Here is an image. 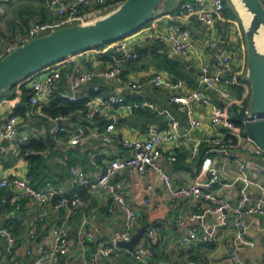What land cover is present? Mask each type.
Listing matches in <instances>:
<instances>
[{
  "label": "crops",
  "instance_id": "crops-1",
  "mask_svg": "<svg viewBox=\"0 0 264 264\" xmlns=\"http://www.w3.org/2000/svg\"><path fill=\"white\" fill-rule=\"evenodd\" d=\"M114 1L108 0V4L100 8L103 11L94 16L114 8L116 6ZM178 1L181 0H163L145 29H163L169 22L187 27L196 42V49L189 57L183 58L177 55L169 43L161 39L132 40L127 50L137 53L138 57L125 64L119 77H105L102 72L109 67V55L114 53L111 43L108 42L101 47L77 51L66 57V61H61L62 77L55 92L64 96L72 91L68 74L73 65L81 64L85 67H93L98 73L74 91L78 98L87 99L92 97L91 92L102 90V94L122 95L125 102L147 100L152 102L157 109L166 108L179 121L177 139L163 146L164 152L173 153L176 159L173 162L159 161V165L168 172L172 182L175 185H183L192 180L200 167L201 158L191 157V147L195 142H199L202 155H211L216 159L218 182L215 183L214 188H219L226 196L236 199L238 189L241 187L239 182L229 186L220 185V183L231 181L229 176L233 165L227 167L226 158L254 162L258 166L257 173L263 184L264 171L261 166L264 161H255L241 151H224L214 148L206 139L221 133L222 129L211 124L206 118H202L201 126L192 128L185 113L179 109L177 104L171 102L170 95L174 92L182 93L191 89H199L210 100L225 104V99L218 92L220 85L207 87L199 81L200 64L203 62L211 64L212 62L203 45L209 36V31L194 14L179 16ZM46 13L47 10L41 0H9L4 4L3 12L0 15V43L10 33L28 27L36 15L45 18ZM89 13L91 12H88L87 15ZM94 16L89 15L88 17ZM234 29L236 28L230 19L224 16V12L215 20L214 36L226 40V43L223 46H218L216 50L220 53L228 52L237 62L239 60L243 63L242 57H240L242 54L241 41L233 34ZM106 51H108V55L104 58L102 53ZM157 71H162L172 79H182L184 86L180 91H172L167 87L149 83L138 88L128 85V82L142 81L147 75ZM245 87L248 88L250 94L248 81H245ZM49 101L50 99L46 100L42 107L48 105ZM77 110L68 113L69 118L64 121L65 124L68 126L77 124L90 126L98 123L104 126L110 121L109 118H90L85 113V115L78 113ZM11 111V102L7 99L0 100V122L6 119ZM111 111L117 116L114 132L111 133L112 140L105 142L93 139L85 146L67 143L62 135L49 133L48 123L43 117L34 114L31 116L21 115L19 131L32 134V139H35L37 144L36 148L31 147L26 150V153L34 154L35 158L32 161L26 159L25 154H21L20 147L22 145L4 143L0 152V170L5 173L32 174L34 176L32 183L38 187L44 179H49L69 195H78L82 198L83 205L68 217H65V211L62 209L57 213H51L47 211L46 204L26 199L20 200L21 208L16 209L14 205L17 197L16 192L12 189L1 191L0 228H6L16 236L17 240L14 246L19 248L15 253V250L8 246L6 239L0 238L2 261L6 257L8 260H13L14 264L31 263L34 254H23L21 246L23 243V247L26 245L23 240L27 235L29 221L40 212L46 213L39 222L34 239L27 241V245L32 246L38 241L47 243L51 227L64 220L68 233V250L56 264H81L84 259L90 258L98 247L108 244L111 233L122 226L123 214L110 196L102 189L88 190L74 186L70 180L68 167L77 165L87 174L96 175L100 169L105 167L111 157L125 153L120 145L122 135L141 138L144 136L145 129L150 125L158 129L166 128L170 118L166 114L158 113L147 107L137 108L132 113H127L124 109L115 111L111 109ZM102 120L104 122H101ZM92 153H97L96 162L99 167H95L91 163L90 155ZM112 179L121 184L127 202L140 213L138 228L148 221H150L148 227H156L154 234L145 235L144 232L139 240V242H146L156 250L152 264H189V260L195 261V264H207L209 261H213L215 264H238V261L244 264H264V230L259 229L256 225L252 224L249 230V238L253 241V245L245 250H236V257H234L232 255L234 247L226 244L222 238L226 228L233 226L232 216H228L227 211L218 210L215 205L203 199L170 200L163 193L156 175L145 179L142 174L136 171L123 169L116 172ZM246 190L250 197H259L253 188ZM109 206H112L111 212L107 211ZM223 214L227 216L226 224L221 220ZM179 218L184 220L183 224L178 222ZM82 219L87 220V227L91 233L83 247L76 239L77 228ZM188 225H195L205 234L221 236V238L216 242L200 243L189 255L184 256L181 236L185 231V226ZM131 250L119 246L116 254L99 257L97 264H137L131 256Z\"/></svg>",
  "mask_w": 264,
  "mask_h": 264
},
{
  "label": "built area",
  "instance_id": "built-area-1",
  "mask_svg": "<svg viewBox=\"0 0 264 264\" xmlns=\"http://www.w3.org/2000/svg\"><path fill=\"white\" fill-rule=\"evenodd\" d=\"M8 1L0 0V15L3 12L4 4ZM41 1L47 10L46 17L41 18L36 15L28 27L7 35L0 43V59L36 37L67 25L90 21L95 16L86 17L88 12L108 4V0ZM261 2L264 5V0H261ZM223 10V0H181L177 4L179 16L192 13L209 31V36L203 45L212 62L211 64L207 62L200 64L199 81L207 87L220 85L218 92L225 99V104L210 100L199 89H191L182 93L174 92L170 95V100L185 113L192 128L201 126L202 118H206L211 124L222 129L221 133L206 139L214 148L224 151H241L248 157L264 161L262 148L256 144L251 135L243 131L242 125L235 124L230 113L233 106L243 107L242 101L235 97L230 88L237 83L238 77H242L244 81H247V67L243 64L244 62L241 63L239 60L237 62L230 53H220L216 50L218 46H223L226 43L224 38L214 36L215 20L222 15ZM155 39H161L169 43L173 52L183 58L189 57L196 49L195 39L187 27L169 22L163 29L142 28L133 32V34L110 42L114 53L109 55V67L102 72V75L105 77H119L125 64L138 57L137 53L127 50L132 40L152 41ZM66 59L65 57L58 60L53 66L47 65L39 69L38 74L35 75L34 73L27 84L29 92L25 114L43 117L48 123L49 133L62 135L67 143L85 146L93 139H100L105 142L112 140L111 133L114 132L117 116L111 109L114 111L124 109L127 113H132L137 108L147 107L156 110L158 113L166 114L170 118L166 128L158 129L150 125L145 129L144 136L141 138L122 135L120 145L125 153L111 157L105 167L100 169L96 175L87 174L85 170L77 165L68 167L70 180L74 186L88 190H104L123 214L122 226L111 233L108 244L98 247L93 255L88 259H84L81 264H97L99 257L116 254L119 250L117 242L119 240H129L138 228L140 213L127 202L121 184L112 179L116 172L123 169L136 171L142 174L145 179H150L151 175H156L163 193L170 200L203 199L215 205L218 210L227 211L228 216H232L233 226L226 228L222 238L226 244L234 247L232 251L234 257H236V250H245L247 247L252 246L253 241L249 238L250 226L254 224L259 229L264 230V184L258 176V166L249 160L226 158V166L233 165L229 176L231 181L220 183V185L229 186L237 182L241 184L238 189V197L233 199L226 196L221 189L214 188L215 183L218 182L216 159L211 155H202L199 142H195L191 147V157L201 158L200 167L190 182L175 185L168 172L159 165V161H175V155L164 152L163 146L175 141L179 135L177 131L179 121L166 108L157 109L152 102L147 100L125 102L122 95L109 93L97 94L87 98L83 107L77 110L78 113H85L90 118H109L110 121L104 126L98 123L90 126L85 124L68 126L64 121L69 118V114H46L42 110V104L50 99L58 88L62 77L61 61H66ZM97 73V70L93 67H85L81 64L73 65L68 74L72 91L64 94V97L71 101L79 99L74 91L91 80ZM146 83L167 87L172 91H180L184 86L182 79H172L162 71L153 72L139 82H128V85L132 88H138ZM244 113L245 117L242 119V124H247L248 106L244 109ZM20 119L21 115L9 113L6 119L0 122V152L4 143L18 146L27 144L33 138L32 134L19 131ZM96 156L97 153H92L90 161L93 166L99 167ZM261 167L264 171V163ZM33 179L32 174L21 175L18 172L5 173V171L0 170V192L5 189H12L16 192L17 197L14 204L16 209L21 208L20 200L26 199L46 204L47 211L51 213H57L62 209L65 211V217L74 214L83 205L82 198L78 195H69L61 187L55 186L49 179H44L39 187L33 185ZM247 188H253L257 191L259 197H250ZM111 210L112 206H109L107 211L111 212ZM45 213L40 212L31 218L27 235L23 240L26 245L23 247V243L21 246L23 254H34L30 264H56L58 259L68 250V233L64 220L55 223L51 227L47 243L38 241L32 246L27 245V241L34 239L39 222ZM221 220L226 224L228 221L227 216L223 214ZM178 222L183 224L184 220L179 218ZM155 232L156 227H147L144 234H154ZM90 236L87 220L82 219L76 232L77 242L83 247ZM0 238H5L8 246L12 247L15 253L18 252L19 248L14 246L17 238L10 230L0 228ZM220 238L221 236L205 234L195 225L185 226V231L181 236L183 255H189L195 246L200 243L216 242ZM130 253L137 264H152L156 256V250L144 241L136 242ZM2 257L0 250V264H14L13 260H8L6 257L2 261ZM237 263L244 264L241 261ZM189 264H195V261L189 260ZM207 264L215 263L209 261Z\"/></svg>",
  "mask_w": 264,
  "mask_h": 264
},
{
  "label": "water",
  "instance_id": "water-1",
  "mask_svg": "<svg viewBox=\"0 0 264 264\" xmlns=\"http://www.w3.org/2000/svg\"><path fill=\"white\" fill-rule=\"evenodd\" d=\"M161 0H123L117 6L84 23H75L36 37L0 59V95L19 79L77 51L126 36L144 24ZM252 14L244 25L247 81L250 85L247 128L264 151V53L257 48L255 35L264 27L261 0H241ZM253 160L261 162L258 158ZM141 225L129 240L117 245L133 249L149 226Z\"/></svg>",
  "mask_w": 264,
  "mask_h": 264
},
{
  "label": "trees",
  "instance_id": "trees-1",
  "mask_svg": "<svg viewBox=\"0 0 264 264\" xmlns=\"http://www.w3.org/2000/svg\"><path fill=\"white\" fill-rule=\"evenodd\" d=\"M122 1L123 0H115L114 2H116V6H117V4L121 3ZM162 1L163 0H161L159 2V4L156 6L151 17L144 24H142L140 27L136 28L133 32H135L139 29H142V28H146L148 26V24L151 22V20L154 16V13H155L157 7L161 4ZM223 2H224V10H223L224 16L226 18L230 19V21L232 22V24L234 25V27L236 29L242 28L241 22L238 18L236 11L233 9V7L230 4H228L226 2V0H223ZM111 3H112V1H111ZM111 3L109 2V4H111ZM133 32H131V33H133ZM127 35H129V34H127ZM108 42H111V41H107V42H104L103 44L93 46V47H89L86 49L101 47L102 45H104ZM86 49H82V50H86ZM106 52L102 53L104 58L107 57V55H108V51H106ZM34 73H32V74H30L24 78L19 79L15 84L9 86L2 93V95H0V100L7 99L11 102V104H12V111L10 112L11 114H18V115H24L25 114V110L27 108L26 100H27V96H28V92H29L27 84H28V80L30 79V77ZM175 74H177V73L175 72ZM231 91L233 92V94H235L236 97L240 98L245 103L243 105V107H241V108L234 107V106L232 107L234 109V112L232 113V119L235 122V124L240 125V126L241 125L244 126L245 130H243V131H245L247 134L250 135L249 130L247 128V125L242 124V119L245 117L244 109L248 106V97H245L242 99V96L246 93V91H248V88L245 87V81L242 77H238L237 83L231 86ZM101 92H102V90L93 91V92H91V96H94L97 94H102ZM85 100L86 99H84V98H79L75 101H71V100L67 99L66 97L60 95L59 93L54 92L52 97L50 98L48 105L42 107V110L46 114H49V115L68 114L72 111L77 110L78 108L83 107ZM101 122H104V120H102ZM31 147H34V148L37 147L35 139H32L27 144L22 145L20 147V150H21V154H25L26 159H30L32 161L35 158V155L26 153V150L31 148Z\"/></svg>",
  "mask_w": 264,
  "mask_h": 264
},
{
  "label": "rangeland",
  "instance_id": "rangeland-1",
  "mask_svg": "<svg viewBox=\"0 0 264 264\" xmlns=\"http://www.w3.org/2000/svg\"><path fill=\"white\" fill-rule=\"evenodd\" d=\"M226 2L228 3V4H230L232 7H233V9L236 11V13H237V15H238V18H239V20H240V22H241V26H242V28H237V29H234V35L235 36H237L239 39H240V41H241V49L240 50H242L241 52H242V54L240 55V57H242V59H243V62H244V65H245V67H246V57H247V54H246V43H245V38H244V27H243V21H242V19H241V17H240V14H239V12H238V10L236 9V7L238 8V0H226ZM235 3V4H234ZM236 5V6H235ZM101 7H99V8H96L94 11H91V13H89L88 15H86V17H88L89 15L90 16H94L95 14H97V13H99V12H101V11H103V10H101L100 9ZM158 9V8H157ZM156 9V10H157ZM111 10V9H110ZM109 11V10H108ZM156 12V11H155ZM106 13V12H105ZM104 14V13H103ZM257 37H259V38H261L262 40V52L264 53V35L260 32V31H258V33L256 34V38ZM236 59H238V56H236ZM237 61V60H236ZM58 61H56V62H53V63H51V64H49L48 66H53L54 65V63H57ZM36 74H38V72L36 71L35 72V75ZM235 95V94H234ZM236 97V96H235ZM245 97H248V102H249V97H250V94L248 93V91H246V93L242 96V99L243 98H245ZM238 98V97H237ZM238 99H240V98H238ZM241 100V99H240ZM242 101V100H241ZM242 103H243V105L245 104L243 101H242ZM234 112V109L233 108H231V110H230V113H231V115H232V113ZM242 129L243 130H245V127L244 126H242Z\"/></svg>",
  "mask_w": 264,
  "mask_h": 264
},
{
  "label": "bare ground",
  "instance_id": "bare-ground-1",
  "mask_svg": "<svg viewBox=\"0 0 264 264\" xmlns=\"http://www.w3.org/2000/svg\"><path fill=\"white\" fill-rule=\"evenodd\" d=\"M236 9L238 10L244 25L245 26L248 25V23L250 22V19L252 17V14L247 10V8L244 6V4L241 0H238V8L236 7ZM259 31L264 35V27L261 26L259 28ZM261 40L262 39L259 37L256 38V35H255L256 45L260 51H262V43H261L262 41Z\"/></svg>",
  "mask_w": 264,
  "mask_h": 264
}]
</instances>
